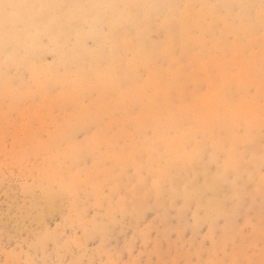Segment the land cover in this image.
I'll return each mask as SVG.
<instances>
[{
  "label": "rangeland",
  "instance_id": "obj_1",
  "mask_svg": "<svg viewBox=\"0 0 264 264\" xmlns=\"http://www.w3.org/2000/svg\"><path fill=\"white\" fill-rule=\"evenodd\" d=\"M0 264H264V0H0Z\"/></svg>",
  "mask_w": 264,
  "mask_h": 264
}]
</instances>
